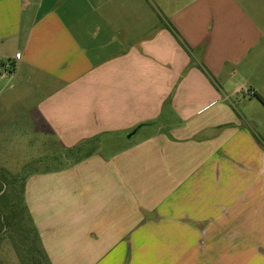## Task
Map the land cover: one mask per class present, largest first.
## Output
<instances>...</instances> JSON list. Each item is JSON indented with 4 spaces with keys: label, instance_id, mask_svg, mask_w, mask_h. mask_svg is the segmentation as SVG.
<instances>
[{
    "label": "crops",
    "instance_id": "crops-1",
    "mask_svg": "<svg viewBox=\"0 0 264 264\" xmlns=\"http://www.w3.org/2000/svg\"><path fill=\"white\" fill-rule=\"evenodd\" d=\"M17 55L5 128L82 153L25 179L50 264H264V28L241 0H0Z\"/></svg>",
    "mask_w": 264,
    "mask_h": 264
},
{
    "label": "rangeland",
    "instance_id": "rangeland-1",
    "mask_svg": "<svg viewBox=\"0 0 264 264\" xmlns=\"http://www.w3.org/2000/svg\"><path fill=\"white\" fill-rule=\"evenodd\" d=\"M241 2L264 28V0ZM9 86L0 78V264H50L23 205L25 179L36 171L56 170L82 153L65 152L23 128H5L16 120L7 101L12 95Z\"/></svg>",
    "mask_w": 264,
    "mask_h": 264
},
{
    "label": "built area",
    "instance_id": "built-area-1",
    "mask_svg": "<svg viewBox=\"0 0 264 264\" xmlns=\"http://www.w3.org/2000/svg\"><path fill=\"white\" fill-rule=\"evenodd\" d=\"M20 59V55H17L16 58L13 59H8L4 61L2 68L0 69V73L2 75H9V74H14L17 70V62ZM253 94V93H252Z\"/></svg>",
    "mask_w": 264,
    "mask_h": 264
},
{
    "label": "trees",
    "instance_id": "trees-1",
    "mask_svg": "<svg viewBox=\"0 0 264 264\" xmlns=\"http://www.w3.org/2000/svg\"><path fill=\"white\" fill-rule=\"evenodd\" d=\"M169 29H170L172 32H176L175 29H173L172 27H169ZM181 42H182V41H181ZM181 44L184 46L183 43H181ZM259 100L264 104V98H263L262 96L259 97ZM75 152H76V153H79L80 151L77 149ZM24 187H25V184H24ZM22 197H23V205H24V208H25V210H26L27 213H28V216H29L30 221L33 223V221H32V217H31V215H30V213H29V211H28L27 205H26L24 192H23V196H22ZM33 228H34V230H35V232H36V235H37V238H38V240H39V242H40V244H41V241H40V237H39L38 231H37V229L35 228L34 224H33ZM43 253H44V251H43ZM44 256H46V255L44 254Z\"/></svg>",
    "mask_w": 264,
    "mask_h": 264
}]
</instances>
